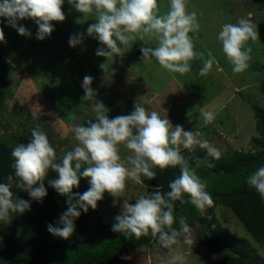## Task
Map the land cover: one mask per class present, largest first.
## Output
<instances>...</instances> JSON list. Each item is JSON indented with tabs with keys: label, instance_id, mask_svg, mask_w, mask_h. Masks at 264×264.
Segmentation results:
<instances>
[{
	"label": "clouds",
	"instance_id": "9594fccd",
	"mask_svg": "<svg viewBox=\"0 0 264 264\" xmlns=\"http://www.w3.org/2000/svg\"><path fill=\"white\" fill-rule=\"evenodd\" d=\"M65 0H0V17L13 27L18 34L31 37L32 33L22 19H31L37 25L35 38L43 40L51 34L53 21H63L65 14L62 5ZM77 12L94 14L95 22L88 25L86 34L95 38L100 46L97 56L109 57L121 52L139 35L155 37V47H141V60L152 58L170 72L184 74L191 70L190 61L202 58L203 52L194 51L193 42L188 35L199 30L195 11H186V0H170L167 13L157 15V0H67ZM84 33L71 34L70 47L82 44ZM258 38L257 25L251 20V13L241 17L236 23H224L217 39L222 52L232 66L233 73H241L249 67L251 47H245L249 40ZM4 41L0 29V42ZM216 62L215 56L208 53L203 59L200 75H205ZM93 78L84 76L81 87L82 100H95V119L75 126L74 137L77 143L57 161L55 148L50 144L47 134L39 126L31 130V139L12 149L14 158L11 165L13 173L0 181V223L9 221L13 213L22 214L30 210L33 201L42 203L47 196L44 179L53 170L56 178L48 181L59 195L65 197L66 208L54 223L47 225L49 233L67 239L75 230V220L89 207L95 209L105 192L118 197L125 189L126 179L132 178L143 183L141 177L151 180L156 177L154 169L179 166V175L169 182L166 192L153 191L142 194L135 203L123 200L119 213L114 217L112 231L126 238L141 235L157 239L159 245L172 248L180 243L193 244L191 227L185 217H179V228L175 222V201L187 202L200 212H205L213 204L211 194L206 190L207 182L197 173L198 164L191 166L181 152L192 151L194 146L206 150V155L218 160L221 150L200 139L195 130L184 126H173L168 117L162 118L157 111L150 113L135 103L127 115L109 118L110 109L96 99L91 87ZM167 111V110H166ZM204 124L214 120L210 111L202 113ZM191 123V121H189ZM129 150L122 159L119 145ZM83 165V167H82ZM209 167L211 163L209 162ZM81 178H89V187L83 193L73 192ZM246 183L264 200V164L246 176ZM13 188L24 191L29 199L14 193ZM131 259L130 256L123 257ZM181 252H174L167 264H184Z\"/></svg>",
	"mask_w": 264,
	"mask_h": 264
},
{
	"label": "rangeland",
	"instance_id": "374dc122",
	"mask_svg": "<svg viewBox=\"0 0 264 264\" xmlns=\"http://www.w3.org/2000/svg\"><path fill=\"white\" fill-rule=\"evenodd\" d=\"M61 7L65 19L53 21L54 30L43 40L35 38L37 25L26 19L25 27L32 36H24L8 60L11 96L0 112V136L7 144L15 147L27 143L31 130L39 126L55 148L56 157L62 158L77 143L75 126L95 119L96 101L82 100V80L89 75L93 78L95 98L110 109L109 118L129 114L137 103L149 113L157 111L162 118L168 117L173 126L180 124L186 130H195L200 139L219 148L223 157L252 148V137L257 133L251 105L264 108V0H186V11H195L200 25L199 30L188 35L194 51L203 52L204 56L194 57L190 61L191 70L184 74L162 68L155 58L141 60V47L157 45L155 37L148 35L143 39L135 35L127 46H121L119 54L97 56L95 52L100 44L86 34L96 16L77 12L67 0ZM169 7L170 0H157L156 14L167 13ZM249 13L257 25L258 38L245 44L252 49L249 67L233 73L217 35L224 23H236ZM78 32L85 34L82 44L70 47V35ZM208 53L215 56L216 62L207 74L200 75L199 69ZM204 111L214 114L212 122L204 124ZM118 147L124 159L129 150L123 144ZM81 179L89 187V178ZM125 183L118 197L105 192L97 202L96 209L104 222H115L124 199L135 203L140 195L150 192L132 178ZM215 216L230 235L246 241L264 261V244L255 242L232 212L218 207ZM14 221L13 213L9 221L0 223V234L5 225ZM191 239L193 244L189 245L181 238L168 251L140 247L129 264H167L174 252L183 254L184 264H210V260L195 254L193 234ZM0 264L5 263L0 261Z\"/></svg>",
	"mask_w": 264,
	"mask_h": 264
},
{
	"label": "trees",
	"instance_id": "16d2710c",
	"mask_svg": "<svg viewBox=\"0 0 264 264\" xmlns=\"http://www.w3.org/2000/svg\"><path fill=\"white\" fill-rule=\"evenodd\" d=\"M25 20L19 23L25 26ZM0 29H3L4 41L0 42V112L6 99L11 96L9 85L10 70L8 60L24 41V36L0 17ZM255 118L257 135L252 137V148L247 152L236 151L218 160L206 155V150L194 146L192 151L181 149L191 166L197 167L198 175L207 182V191L213 204L200 212L187 202L175 201L173 227L179 228V217L183 216L195 236V254L210 260V264H264L249 244L227 232L215 216L218 207L232 212L244 226L245 231L258 244H264V200L246 183L248 173L264 164V108L251 105ZM13 145L6 143L0 136V181L13 173L11 167L14 158L11 155ZM61 158L57 157V161ZM209 162L211 167H209ZM156 177L148 180L141 177L143 186L150 192L169 190L168 185L179 173V166L154 169ZM56 173L49 170L44 184L47 196L43 202L33 201L30 210L22 214L14 213L16 221L5 225L0 234V261L5 264H121L130 256L134 259L136 250L160 248L157 239L141 235L139 238H126L123 234L112 231V223L104 222L98 210H89L75 220V230L67 239L56 237L48 232L47 225L54 223L65 210V197L59 195L48 181L56 178ZM88 187L82 179L73 192L83 193ZM21 198L29 199L24 191L13 188ZM19 224L18 227L16 225Z\"/></svg>",
	"mask_w": 264,
	"mask_h": 264
},
{
	"label": "crops",
	"instance_id": "0c3cea01",
	"mask_svg": "<svg viewBox=\"0 0 264 264\" xmlns=\"http://www.w3.org/2000/svg\"><path fill=\"white\" fill-rule=\"evenodd\" d=\"M137 251V250H136Z\"/></svg>",
	"mask_w": 264,
	"mask_h": 264
}]
</instances>
